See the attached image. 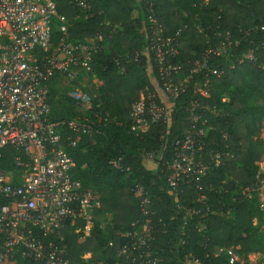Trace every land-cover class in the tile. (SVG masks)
Listing matches in <instances>:
<instances>
[{
  "label": "built area",
  "instance_id": "obj_1",
  "mask_svg": "<svg viewBox=\"0 0 264 264\" xmlns=\"http://www.w3.org/2000/svg\"><path fill=\"white\" fill-rule=\"evenodd\" d=\"M75 4L83 11L91 8L90 0H75ZM150 11L149 52L157 72V86L155 91L142 92L132 104L130 131L144 133L152 124H161V138L165 139L176 101L192 89L187 107L189 126L175 138L172 155L164 163L166 188L174 197V213L168 220L158 216L150 189L141 181L134 182L130 192L139 199L143 220L137 221L133 230L121 233L123 242L115 264H169L166 254L173 255L176 264H206L187 251L186 245L193 230L203 232L205 217L214 212L212 205L205 192L199 191L196 196L200 206L182 204L178 195L182 185L199 182L222 165L225 156H233L226 141L228 131L221 128L219 136L212 133L214 125L210 118L224 119L230 113L209 101L210 78L226 75L224 67L210 65V61L234 55L241 40L229 31H218V40L213 42L206 27L196 25L205 33L207 46L200 58L185 64L177 58L188 26L168 33L152 8ZM56 19L60 21V37L55 43ZM257 28L264 30V24ZM101 38L99 32L83 41H73L68 22L58 14L55 0H0V264H16L18 258L35 264H75L62 229L72 227L82 241L91 236L97 223L104 227L100 222L104 214L99 212L100 196L76 177L75 162L67 150V145L77 146L83 135L110 122V114L103 109L98 95L78 85L83 79L98 80L93 62L102 50ZM262 45L264 50V42ZM243 59L256 60L257 50L250 48L238 60ZM139 60L138 53L126 54L117 63ZM54 78L68 87L66 95L83 115L52 118L49 94ZM221 100L228 102L230 97L225 94ZM64 128L72 134L65 136L61 131ZM10 151L12 166L4 168L1 161ZM163 154V146L146 152L144 163L152 164H145L146 168L157 171ZM110 163L123 173L131 171L124 157ZM258 165L255 180L241 185L238 191L246 199L258 196L264 233V161ZM159 226L169 236L160 244ZM172 233L177 238L175 244ZM225 256L229 264L246 263L233 248ZM78 264L97 262L93 253L87 251Z\"/></svg>",
  "mask_w": 264,
  "mask_h": 264
},
{
  "label": "trees",
  "instance_id": "obj_2",
  "mask_svg": "<svg viewBox=\"0 0 264 264\" xmlns=\"http://www.w3.org/2000/svg\"><path fill=\"white\" fill-rule=\"evenodd\" d=\"M55 2L58 14L68 22L73 41H83L102 32L100 43L103 47L95 56L93 72L101 81L98 97L103 109L110 114L108 124L98 126L92 134L83 135L77 146L67 145L75 162L76 177L100 196L102 208L99 212L113 213L110 224L101 227L97 223L91 236L82 241L72 227L62 229L71 261L78 264L81 255L91 251L97 264H115L117 251L123 242L121 233L133 230L136 222L143 220L139 199L130 192L131 185L136 181H141L150 189L158 216L168 220L174 213V197L166 188L164 163L172 155L175 138L189 126L187 107L192 89L176 101L165 139L161 138L164 130L161 124H152L148 131L138 134L129 128L132 104L142 92L155 91L157 86V72L149 52L151 32L148 20L151 8L168 33L185 24L188 26L177 58L185 64L200 58L207 46L205 33L199 31L197 22L206 27L213 42L218 40V31L223 34L229 31L241 40L234 55L214 57L210 61V65L224 67L226 75L210 78L212 96L209 101L230 113L224 119L210 118L214 125L212 133L219 136L221 128L228 131L229 139L226 141L233 156H225L224 163L199 182L192 181L180 187L178 198L182 204L200 206L201 203L195 199L201 191L207 194L214 211L205 217L203 232H191L186 249L206 264H229L225 256L229 248L235 249L241 256L252 252L264 253L263 220L258 196L246 199L238 191L241 185L255 180L258 163L264 161V144L259 137L264 112L261 107H254L249 102L252 98L264 102V30L257 28L264 24V0H209L202 8L193 6L194 0H90L88 11L78 7L75 0ZM59 25L60 21L56 19L53 28L55 43L60 37ZM250 48L257 50V59L239 61ZM135 53L139 54L138 62L117 63V59ZM231 65H235L234 68ZM60 82L59 78H54L50 83L52 104L54 89ZM225 94L230 101L222 102ZM63 97L70 107L53 110L54 120L83 115L73 99L67 95ZM61 131L65 136L72 134L66 128ZM161 146L164 154L159 169H147L144 163L146 152L160 150ZM118 157L125 158L131 166L130 172L123 173L111 165L110 161ZM1 166H12L11 151L1 161ZM158 229L160 244L169 236L162 233L161 226ZM172 239L175 244L177 238L173 233ZM173 258V255L166 254L169 264H176ZM16 264L35 263L18 258Z\"/></svg>",
  "mask_w": 264,
  "mask_h": 264
},
{
  "label": "rangeland",
  "instance_id": "obj_3",
  "mask_svg": "<svg viewBox=\"0 0 264 264\" xmlns=\"http://www.w3.org/2000/svg\"><path fill=\"white\" fill-rule=\"evenodd\" d=\"M209 0H194L193 2V6H200L201 8L206 5L208 3ZM200 23L197 22L196 25H199ZM114 31V30H113ZM79 87L83 88V89H87L90 90L93 94H97L99 95V88L101 86V81L97 80V81H93V80H87V79H83L80 83H78ZM68 90V87L65 86L62 82H60L57 86V88L54 89V98H53V110L54 111H60L62 108H69L70 107V103L69 102H65L63 99L66 95V92ZM250 104L254 107H261L262 111L264 112V102L263 101H258L255 99H250ZM262 126L260 128V132H259V137L262 139L263 144H264V115L262 117ZM145 164L148 167H151L152 164L149 161H146ZM113 219V213L112 212H106L102 215L101 217V221L104 224V227L107 226L108 224H110L112 222ZM242 259L246 262V263H253V264H264V253H259V252H252L250 254H248L247 256H241Z\"/></svg>",
  "mask_w": 264,
  "mask_h": 264
}]
</instances>
